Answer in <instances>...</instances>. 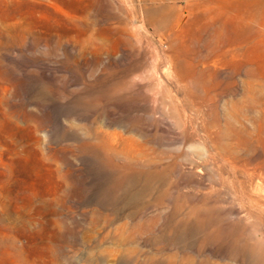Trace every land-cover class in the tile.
Masks as SVG:
<instances>
[{
	"label": "rangeland",
	"instance_id": "374dc122",
	"mask_svg": "<svg viewBox=\"0 0 264 264\" xmlns=\"http://www.w3.org/2000/svg\"><path fill=\"white\" fill-rule=\"evenodd\" d=\"M0 264H264V0H0Z\"/></svg>",
	"mask_w": 264,
	"mask_h": 264
}]
</instances>
